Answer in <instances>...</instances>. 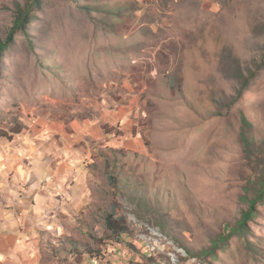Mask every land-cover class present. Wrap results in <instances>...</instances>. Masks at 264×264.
Here are the masks:
<instances>
[{
  "label": "rangeland",
  "instance_id": "obj_1",
  "mask_svg": "<svg viewBox=\"0 0 264 264\" xmlns=\"http://www.w3.org/2000/svg\"><path fill=\"white\" fill-rule=\"evenodd\" d=\"M25 1L0 0V39ZM33 15L0 60V135L76 120L110 142L75 264H264V205L216 258L186 251L228 233L264 169V0H41Z\"/></svg>",
  "mask_w": 264,
  "mask_h": 264
},
{
  "label": "crops",
  "instance_id": "obj_2",
  "mask_svg": "<svg viewBox=\"0 0 264 264\" xmlns=\"http://www.w3.org/2000/svg\"><path fill=\"white\" fill-rule=\"evenodd\" d=\"M109 143L100 127L76 120L0 135V264L77 262L92 163Z\"/></svg>",
  "mask_w": 264,
  "mask_h": 264
},
{
  "label": "trees",
  "instance_id": "obj_3",
  "mask_svg": "<svg viewBox=\"0 0 264 264\" xmlns=\"http://www.w3.org/2000/svg\"><path fill=\"white\" fill-rule=\"evenodd\" d=\"M41 8V0H26L23 6H19L16 9L13 24L4 39H0V60L6 50L14 43L17 33H22L29 38V25L34 19V11ZM243 87L247 85L246 81H243ZM242 123L246 124V119L242 117ZM2 135V134H1ZM242 142L245 146H249V138L242 133ZM256 191L253 197H249V184L244 189V194L241 199L248 204L246 210L241 212L240 218L233 226H229L227 234H219L212 241L211 246L206 249H202L199 252H192L186 249L188 255H195V257H217V251L225 248L228 240L233 236H246L250 232V222L258 215V207L264 205V169L261 170V174L256 179ZM106 227L115 234L127 232V226L124 223L123 218H115L114 214L110 213L105 219Z\"/></svg>",
  "mask_w": 264,
  "mask_h": 264
},
{
  "label": "bare ground",
  "instance_id": "obj_4",
  "mask_svg": "<svg viewBox=\"0 0 264 264\" xmlns=\"http://www.w3.org/2000/svg\"><path fill=\"white\" fill-rule=\"evenodd\" d=\"M211 147V146H210ZM210 161V160H209ZM207 163V162H206ZM209 166V165H208ZM88 264H94V258L88 263ZM95 264H99V260L95 258Z\"/></svg>",
  "mask_w": 264,
  "mask_h": 264
},
{
  "label": "built area",
  "instance_id": "obj_5",
  "mask_svg": "<svg viewBox=\"0 0 264 264\" xmlns=\"http://www.w3.org/2000/svg\"><path fill=\"white\" fill-rule=\"evenodd\" d=\"M85 264H87V263H85ZM94 264H95V256H94Z\"/></svg>",
  "mask_w": 264,
  "mask_h": 264
}]
</instances>
